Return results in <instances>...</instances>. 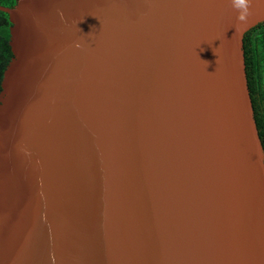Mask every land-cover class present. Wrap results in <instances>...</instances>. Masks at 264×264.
I'll use <instances>...</instances> for the list:
<instances>
[{
    "label": "water",
    "instance_id": "water-1",
    "mask_svg": "<svg viewBox=\"0 0 264 264\" xmlns=\"http://www.w3.org/2000/svg\"><path fill=\"white\" fill-rule=\"evenodd\" d=\"M245 3L0 5V264H264Z\"/></svg>",
    "mask_w": 264,
    "mask_h": 264
},
{
    "label": "trees",
    "instance_id": "trees-1",
    "mask_svg": "<svg viewBox=\"0 0 264 264\" xmlns=\"http://www.w3.org/2000/svg\"><path fill=\"white\" fill-rule=\"evenodd\" d=\"M17 0H0V5L12 7ZM9 15L0 11V91L3 73L13 53L10 46ZM246 74L254 117L264 149V22L256 25L244 36Z\"/></svg>",
    "mask_w": 264,
    "mask_h": 264
},
{
    "label": "clouds",
    "instance_id": "clouds-1",
    "mask_svg": "<svg viewBox=\"0 0 264 264\" xmlns=\"http://www.w3.org/2000/svg\"><path fill=\"white\" fill-rule=\"evenodd\" d=\"M233 5H234L235 8L242 10V14L240 16V19L243 20L244 19V14L243 13L246 12L245 0H233Z\"/></svg>",
    "mask_w": 264,
    "mask_h": 264
}]
</instances>
